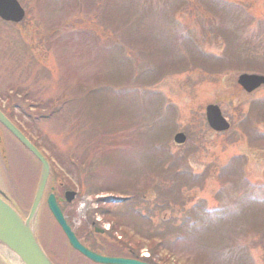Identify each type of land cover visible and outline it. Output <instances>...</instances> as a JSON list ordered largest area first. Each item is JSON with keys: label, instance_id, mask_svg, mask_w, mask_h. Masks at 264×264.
Wrapping results in <instances>:
<instances>
[{"label": "rangeland", "instance_id": "obj_1", "mask_svg": "<svg viewBox=\"0 0 264 264\" xmlns=\"http://www.w3.org/2000/svg\"><path fill=\"white\" fill-rule=\"evenodd\" d=\"M173 1L18 0L24 17L17 23L0 20V109L52 166L51 191L79 233L88 229L83 216L95 221L101 217L97 210L106 208L103 202L118 197L102 189H135L141 213L164 205L146 215L150 224L141 218L144 227L136 235L138 246L153 249L148 244L154 242L160 248L161 262L243 264L238 244L245 230L255 244L247 259L264 264V144L259 137L264 136V85L245 92L236 83L242 71L264 74V0H228L233 4L226 8L220 0H196L186 8L175 2L178 21L168 24L165 13ZM116 43L136 59L135 78L115 70L117 48H107ZM224 48L225 57L217 60ZM208 103L219 106L230 124L227 131L207 127ZM248 126L261 132L256 141L248 140ZM176 131L186 133L182 144L171 139ZM3 132L0 128V150L10 156L6 168L29 174L25 189L13 188L17 197L11 191L26 215L40 166ZM68 162L79 165L74 176ZM188 171L191 179L176 183V176L185 178ZM66 188L76 192L69 203L63 200ZM45 195L36 231L52 261L91 264L70 257ZM115 203L110 210L120 208ZM196 204L216 211L206 219L200 209L202 219L187 228L181 221ZM169 228L173 235L163 246L160 240ZM0 259L8 264L4 254Z\"/></svg>", "mask_w": 264, "mask_h": 264}, {"label": "water", "instance_id": "obj_2", "mask_svg": "<svg viewBox=\"0 0 264 264\" xmlns=\"http://www.w3.org/2000/svg\"><path fill=\"white\" fill-rule=\"evenodd\" d=\"M24 16V10L17 0H0V18L5 21L19 22ZM245 90L250 91L259 84L264 83V77L254 74H241L237 78ZM206 120L209 126L215 130H224L228 123L221 116L220 111L215 105H207L205 108ZM0 124L4 126L30 153H32L39 162L41 161L40 175L37 181L35 193L31 201L29 211L25 218H21L18 213L5 201L0 198V244L5 245L25 264H53L45 252L39 246L34 233V222L36 211L40 204L44 186L47 180L49 165L32 145L29 140L16 128L0 111ZM176 142H182L184 136L176 134ZM75 192L68 190L64 192L66 201L74 198ZM109 201H119V198H108ZM46 204L53 219L66 235L70 245L88 259L102 264H147L145 262L133 259L112 258L97 255L96 253L84 247L76 238L73 231L66 223L65 218L57 205L55 197L49 193L46 198Z\"/></svg>", "mask_w": 264, "mask_h": 264}, {"label": "trees", "instance_id": "obj_3", "mask_svg": "<svg viewBox=\"0 0 264 264\" xmlns=\"http://www.w3.org/2000/svg\"><path fill=\"white\" fill-rule=\"evenodd\" d=\"M192 1L196 2V0H174L173 3H172V5L174 7L171 8V10L168 12V14L165 13V16H167L168 24H169V21L172 22V23L176 22V14H173V13H175V5L176 4H178L179 7H181L183 5L184 6L183 8H185L186 4L189 3V2H192ZM175 2H176V4H175ZM224 7L225 6H223V8ZM141 12H143V11H141ZM146 12H145V14H147ZM176 24H177V22H176ZM186 43L189 44L188 42H184V44H186ZM116 44L119 45V46H115L114 44H112L111 48H107V51H112V50H115L117 48L116 56L115 57L113 56L114 57V63H115V65H117L115 70L116 71L118 70V72L120 74H122V71H124L125 74H127V76H130L131 78H135L138 75L137 71L139 69L138 68V63L137 64L134 63V60H136V59L131 55L129 50L128 51H124V48H123V46L121 44H119V43H116ZM225 52H227V48H224V50L222 51L221 56L216 57V59L217 60H221L223 56L225 57V55H226ZM111 55H114V53L111 54ZM197 58H199V57H197ZM197 58L195 59L194 63L198 62ZM204 58H206V60H211V59L213 60V56H209V55H207ZM201 60H203V59H201ZM254 63H256V62H254ZM209 66H212V65H209ZM150 69L154 70L153 68H150ZM151 73H153V71ZM153 77L156 78L157 76H153ZM151 81L152 80L148 81L146 84H149ZM111 82H113L112 83L113 85H116L114 82L118 83V81H116L114 79H112ZM102 86L103 85L98 87V89H97L98 92L102 91V88H103ZM92 92H94L93 89H92ZM152 95H155V94H152ZM252 105H251V109H255L256 107H252ZM249 133H251V132L249 131ZM250 135H251V137H250L251 139H249V140L256 141L255 140V134L251 133ZM171 161H174V163H175L176 159L175 158H171ZM68 163L72 166L71 174L74 176L75 174L73 172V170H74L73 168H77L78 167V169H79V165H76V164L74 165L72 162H68ZM158 165L159 164H156L155 166H158ZM51 168H52V166H51ZM155 170L159 171L157 168ZM185 175H186L185 178H181L182 174H179L178 176H176V183L179 182L177 180H181V181H184V182L188 181L187 178H190V173L188 172V174H185ZM53 177H54V170L51 169V174H50L51 182L53 180ZM120 188L118 190H115V191L111 190L109 188L102 189V191H109L110 193H112L114 195H118V197L122 198V200L119 201V203L118 202L115 203V206L116 205H120V208L117 211H115V210L113 211V210H109V209L107 210L106 209V210H104V215H103V217L105 219L111 221V231H112V235L111 236H113L115 238V233L114 232H116L122 238L121 240L116 241L117 243L115 242V244H113L114 249H112V250H113V252H116L118 254H122L124 252L123 251L124 247L129 249L130 251H133L136 248L140 247V246H138V245H140V240H139L140 238L137 237L136 235L140 234L139 229H142L144 227L142 225V223H141V220H142L141 218H144L147 221L146 223L150 224V220L148 218H146V215L147 216L150 215L149 212L151 210H154L155 208L160 210V207H164L163 204H158L157 203V204L151 206V209H150L149 212L145 211L144 213H141L144 210H142L140 207H137V205H136V199L141 202V200H140L141 197H140V195H138L139 194L138 191L135 190V189L134 190H132V189L131 190H128V189L124 190L123 187H120ZM96 192H98V191H90L91 194H95ZM176 198H177V196H176ZM177 200H179V198H177ZM163 202H165V201H163ZM165 203H167V202H165ZM195 210L198 213L195 212ZM195 210L191 208V209H189L187 211L189 215L186 218L182 219V221H181L182 225H184L187 228H190L189 226L191 224L193 225V224L198 222V219H202V216L200 215L202 213L199 212L200 211V207H198V209H195ZM214 212L215 211H213L211 214L210 213H207V214L203 213V217H205L206 219L210 218V216H212ZM115 213L117 214V216L115 215ZM178 227H180V225ZM113 228H115L116 230L113 229ZM169 232H170L169 235L165 236V234H164L162 236L163 241L160 240V242L163 244V246L164 245L165 246L169 245L167 243V241L170 239V237H171L170 235H173L171 233L172 230H170V228H169ZM131 233H132V235H131ZM135 236L137 238H135L133 240V238ZM174 236L177 239L178 238L177 236H180V235L176 234ZM147 237H149V236H147ZM136 239H137V244L135 245L134 241ZM153 239H154V237H152V241H153ZM154 241H155V239H154ZM148 245L153 248V249L148 248L151 252H156V250L157 251L160 250V248L154 246V242H152L151 244H148ZM169 249H170V247H169ZM162 264H165V263L162 262Z\"/></svg>", "mask_w": 264, "mask_h": 264}, {"label": "flooded vegetation", "instance_id": "obj_4", "mask_svg": "<svg viewBox=\"0 0 264 264\" xmlns=\"http://www.w3.org/2000/svg\"><path fill=\"white\" fill-rule=\"evenodd\" d=\"M4 115L6 117H8L7 114L4 113ZM0 128L4 130V128L2 126H0ZM0 142H1V140H0ZM6 154H7V152L3 153L0 150V198H2L6 203H8L11 207H13L21 216H23V214H22L23 210H22V208L20 206L21 202H20V200H18V198L16 199L17 196L14 193V190H13V187H12V184H11V179L8 178L9 183L8 184L6 183L7 182L6 181L7 174H9V173L12 174V172L9 171L8 168H6L7 160L10 161V156H9V159H8V156ZM8 185H10L9 186L10 188L7 187ZM11 191L14 193V195L16 197L13 196ZM103 203L106 204L105 205L106 208H101V210L109 209L110 203H108V202H103ZM103 203H102V205H104ZM84 205L86 207L88 206L85 203H84ZM99 205H101V204L99 203ZM85 206H84V208H85ZM88 217H89V215H88ZM88 217H87V215L83 216V222H84V224H86V226L88 228L86 231H82V233H79L77 228H75L74 230H75L78 238L80 239V241L86 246H88L89 243L91 242V240H92L91 237L97 238L100 247L99 246H94L93 250L96 251L97 253L103 254V253H105L104 249L105 248L109 249V248L106 247L105 240L103 238L98 239L97 236L108 235V233H106L105 231L106 230L109 231L110 228H111V225H110V223H108L109 221L104 220L103 217L96 218L95 221L93 219L89 220ZM105 222H107L109 225L106 226ZM81 224L82 223L80 221V223H78L79 227L81 226ZM99 230H101V231H99ZM123 251H124L123 255H118V256H121V257H124V258L133 257L135 259L142 260V261L147 262L149 264H154V263L157 264V263H159V259L157 258V254L152 253L151 251H149V249L142 248V249L130 251L129 249L124 247ZM144 252H148L149 256L146 257L144 255ZM104 255H107V254H104ZM62 263L63 264H69L67 261H63Z\"/></svg>", "mask_w": 264, "mask_h": 264}, {"label": "bare ground", "instance_id": "obj_5", "mask_svg": "<svg viewBox=\"0 0 264 264\" xmlns=\"http://www.w3.org/2000/svg\"><path fill=\"white\" fill-rule=\"evenodd\" d=\"M4 115V114H3ZM4 117L5 118H7L8 120H9V117H6L5 115H4ZM3 128H4V130L3 129H1V130H3L4 132L3 133H7V134H10L11 136H12V134L3 126ZM6 130V131H5ZM1 139H3V138H1ZM29 154H30V156L31 157H33L34 159H36V157L32 154V153H30V152H28ZM12 154V153H11ZM44 158V157H43ZM45 159V158H44ZM37 160V159H36ZM38 161V163H39V166H40V169H41V161L39 162V160H37ZM45 161H46V159H45ZM47 162V161H46ZM17 163H18V161H17ZM51 169L52 168H50L49 167V172H48V176L51 174ZM27 171H29V170H27ZM11 172H12V174H7V176H6V183L8 184L9 183V181H8V178L9 179H11V184H12V187L13 188H15V189H17L18 191H22L23 189H25L26 187H27V183H29V181H30V178H29V174L24 170L21 174H20V172H18L17 174H16V171H14L12 168H11ZM11 176V177H10ZM25 176V177H24ZM48 176H47V178H48ZM26 183V184H25ZM42 203V201H40V204ZM40 204H39V206H38V208H37V211H36V217H35V222H34V233H35V238H36V240H37V242H38V244H39V246L41 247V249L42 250H45V248H44V246L42 245V243L40 242V239H39V237H40V235L37 233V231H36V224H37V214H38V212H39V207H40ZM15 210V209H14ZM16 211V210H15ZM29 211V210H28ZM17 212V211H16ZM18 213V212H17ZM28 213V212H27ZM18 215L21 217V218H25L26 217V215H24L23 214V216H21L19 213H18ZM69 227L71 228V230L73 231V233H74V235L77 237V234H76V232H75V230H74V228L71 226V225H69ZM60 230H61V228H60ZM61 232H62V230H61ZM62 234H63V236H64V238H65V241H66V245L68 246V250H67V252L69 253V252H71L69 255H70V257H75L76 255H78V256H80V257H82L83 259H85V260H87L88 261V263H91V264H102V263H98V262H94V261H92V260H90V259H88L87 257H85L84 255H82L80 252H78L77 250H75L71 245H70V243H69V241H68V239H67V237H66V235L62 232ZM98 237V239H101V237L102 236H97ZM45 238H46V236H45ZM44 238V239H45ZM94 239H92L91 240V242L89 243V247L88 246H86V245H84L83 243H81L84 247H86L88 250H90V251H92V252H94V253H96L97 255H101V256H105V257H114V258H123V259H125L124 257H121V256H118V253H116V252H113V250H111V249H107V248H105L104 250H105V253H103V254H101V253H97L96 251H94L93 250V248H94V246H99V242H98V240H97V238H95V237H93ZM100 247V246H99ZM0 253H2V254H4L5 256H6V259H7V262H8V264H25L23 261H21L19 258H18V256L14 253V252H12L9 248H7L5 245H3V244H0ZM104 254H107V255H104ZM1 260V259H0ZM134 260V259H133ZM137 261V260H136ZM72 262H74V261H72ZM3 264H6V262H3ZM70 264H72V263H70Z\"/></svg>", "mask_w": 264, "mask_h": 264}]
</instances>
